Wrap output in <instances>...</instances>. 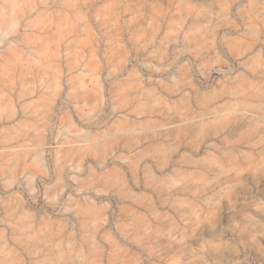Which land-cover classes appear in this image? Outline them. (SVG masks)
Masks as SVG:
<instances>
[{
  "label": "rangeland",
  "instance_id": "obj_1",
  "mask_svg": "<svg viewBox=\"0 0 264 264\" xmlns=\"http://www.w3.org/2000/svg\"><path fill=\"white\" fill-rule=\"evenodd\" d=\"M0 264H264V0H0Z\"/></svg>",
  "mask_w": 264,
  "mask_h": 264
}]
</instances>
